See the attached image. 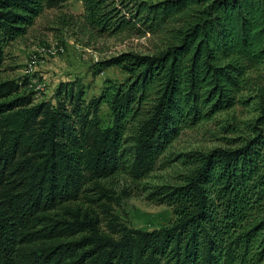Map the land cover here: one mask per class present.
<instances>
[{"label":"trees","instance_id":"1","mask_svg":"<svg viewBox=\"0 0 264 264\" xmlns=\"http://www.w3.org/2000/svg\"><path fill=\"white\" fill-rule=\"evenodd\" d=\"M69 1L83 4L85 31L150 35L154 50L99 63L96 74L125 79L90 100L77 81L43 101L32 76L0 82V264H262L264 0H0V68L7 46ZM253 100L258 116L227 130L243 129L232 147L179 155V184L152 192L169 224L119 220L102 181L148 178L184 131Z\"/></svg>","mask_w":264,"mask_h":264},{"label":"rangeland","instance_id":"2","mask_svg":"<svg viewBox=\"0 0 264 264\" xmlns=\"http://www.w3.org/2000/svg\"><path fill=\"white\" fill-rule=\"evenodd\" d=\"M83 12L80 1H69L46 9L27 35L6 47L0 82H21L32 76L33 87L29 83L28 91L35 92V98L43 101L52 99L61 83L77 81L82 85L86 99L90 100L102 93L108 81L122 82L125 79V74L118 67L106 68L96 74L99 63L125 52H153L154 41L150 35H92L80 27ZM34 55L44 57H36V65H30ZM250 96L253 95L249 92L242 94L244 99ZM258 107L257 101L253 100L219 114L211 122L184 131L163 155L159 167L146 179L136 180L128 172H121L102 181V185L112 192L109 205L115 215L123 224L135 229L153 230L169 224L174 218L172 210L156 201L152 192L161 185L179 184V176L185 170L179 161L181 158L177 157L191 151L207 152L214 148L232 147L230 140L241 136L243 129L237 133H228L227 130H232L235 125L243 128L245 123L258 116ZM100 116L105 125L109 123L107 106L102 107ZM81 204L88 206V203ZM99 216L102 231L112 235L106 217L101 213Z\"/></svg>","mask_w":264,"mask_h":264},{"label":"built area","instance_id":"3","mask_svg":"<svg viewBox=\"0 0 264 264\" xmlns=\"http://www.w3.org/2000/svg\"><path fill=\"white\" fill-rule=\"evenodd\" d=\"M36 57H44V55H34L33 57H31L30 65H36Z\"/></svg>","mask_w":264,"mask_h":264},{"label":"bare ground","instance_id":"4","mask_svg":"<svg viewBox=\"0 0 264 264\" xmlns=\"http://www.w3.org/2000/svg\"><path fill=\"white\" fill-rule=\"evenodd\" d=\"M39 87V86H38ZM41 87V86H40Z\"/></svg>","mask_w":264,"mask_h":264}]
</instances>
